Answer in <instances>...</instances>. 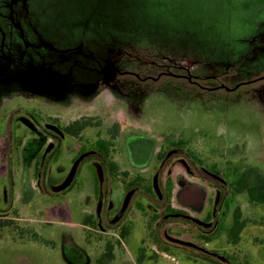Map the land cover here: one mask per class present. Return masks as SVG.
<instances>
[{
	"label": "flooded vegetation",
	"instance_id": "flooded-vegetation-1",
	"mask_svg": "<svg viewBox=\"0 0 264 264\" xmlns=\"http://www.w3.org/2000/svg\"><path fill=\"white\" fill-rule=\"evenodd\" d=\"M60 1L0 0V111L13 103L6 109L8 115L24 114L20 118L24 123L12 125L7 119L2 125L1 145L9 158L24 140H39L38 155L24 164L28 170L19 184L6 173L10 195L4 198L0 192V230L13 231L12 215H21L17 210L6 214L10 206L31 202L43 219L57 215V222L47 226L53 228L55 238L43 240L31 230L40 227L43 219L21 218L26 224L16 229L17 241L47 250L48 264H161L169 257L164 249L171 247H179L195 264H229L215 253L227 198L243 193L251 206L264 203L252 201L247 190L237 193L235 186L218 173L197 167L187 154H180L187 177L178 178L174 185L171 162L179 157L171 152L189 151V141L173 144L172 138H166L157 154L151 137L121 126L116 116L109 121L111 115L96 120L71 115L77 100L89 101L110 87L118 94L132 89L147 97L177 93L201 104L241 100L260 105L264 103V44L233 56L222 48L215 69L205 74L194 63L151 44L92 41L96 36L90 38L84 31L71 36L59 29L54 18L44 16L46 8L59 7ZM68 55L83 57L89 67ZM66 62V70L56 69ZM45 196L60 198L62 203L53 210L42 209L39 197ZM62 210L65 221L59 218ZM236 217L237 209L228 229L230 243H237L243 229L237 234L233 228ZM135 229L142 235L134 246ZM75 232L80 235L75 237ZM188 245L195 254L183 249ZM30 253L35 255L34 249Z\"/></svg>",
	"mask_w": 264,
	"mask_h": 264
},
{
	"label": "rangeland",
	"instance_id": "rangeland-1",
	"mask_svg": "<svg viewBox=\"0 0 264 264\" xmlns=\"http://www.w3.org/2000/svg\"><path fill=\"white\" fill-rule=\"evenodd\" d=\"M56 5L59 7L46 8L44 16L54 18L59 29L68 31L71 36L84 31L90 38L96 36L92 41L151 44L165 48L179 59L184 58L185 63H194L205 74L215 69L222 48V52L233 56L241 50L264 44V0H61ZM42 22H39V27L43 31ZM223 44H226V50ZM68 57L88 67L90 65L83 61V57ZM67 64L60 63L56 69L64 71ZM73 78L77 80L76 73ZM13 105L10 103L0 111V192L2 190L5 193L2 195L4 198L10 195L6 173L19 184V179L28 170L24 164L38 155L39 140L31 138L29 141L24 140L21 148L7 158V152L1 145L5 139L2 125L7 123V119L8 124L12 125L17 121L24 123L20 119L23 113L10 116L6 112ZM74 107L71 118L90 115L96 120L111 115L108 119L111 121V117L116 116L121 126L135 128L151 137L156 143L157 154L166 138H172L173 144L189 141V151L171 152L179 157L171 162L174 185L178 178L187 177L181 164V157L186 154L197 167L213 174L218 173L232 187L236 175L245 168H259L264 174L263 101L260 105L241 100L201 104L177 93H173V96L158 94L147 97L132 89H125L118 94L115 88L110 87L89 101L77 100ZM104 110L108 113L103 114ZM114 111H118V114ZM189 178L197 182L194 177ZM39 201V206L46 210H53L62 203L60 198L46 196L39 197ZM226 203L220 247L216 248L215 253L220 258H226L229 264H264V206H251L243 193L232 194ZM235 209L238 221H244V227L237 243H230L228 229L233 223ZM16 210L21 215H12L16 219L13 221L16 224L13 231L7 228L0 230V264H48L47 250L33 243L17 241L19 237L16 229L24 228L22 224H26L21 218L41 220L43 218L38 215L40 210L28 202L22 206H10L6 214L10 215ZM56 216L48 215L41 221L40 227L31 230L40 239L55 238L53 228L47 226H53V221L57 222ZM59 218L65 221V210H62ZM43 226L46 228L43 229ZM79 235L80 232L74 234L75 237ZM141 235V231L135 229L131 244L135 246ZM10 239L14 242L8 241ZM191 247L188 245L183 249L195 254V248ZM134 248L130 249V253L134 254ZM32 249L35 255H31ZM164 251L169 257L164 258L161 264H195L191 257L182 254L179 247L166 248Z\"/></svg>",
	"mask_w": 264,
	"mask_h": 264
},
{
	"label": "trees",
	"instance_id": "trees-1",
	"mask_svg": "<svg viewBox=\"0 0 264 264\" xmlns=\"http://www.w3.org/2000/svg\"><path fill=\"white\" fill-rule=\"evenodd\" d=\"M237 176L238 179H236L234 183L235 191L240 193L247 190L252 201L264 203V179L258 174L257 169L245 168L239 172ZM249 177H252L253 180H250ZM248 186L251 187L248 189ZM243 226L244 222H239L238 217H236L233 228H235L237 234L241 231Z\"/></svg>",
	"mask_w": 264,
	"mask_h": 264
},
{
	"label": "water",
	"instance_id": "water-1",
	"mask_svg": "<svg viewBox=\"0 0 264 264\" xmlns=\"http://www.w3.org/2000/svg\"><path fill=\"white\" fill-rule=\"evenodd\" d=\"M69 183V181L68 182H66L61 188H64V187H66V185Z\"/></svg>",
	"mask_w": 264,
	"mask_h": 264
}]
</instances>
